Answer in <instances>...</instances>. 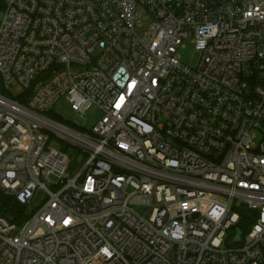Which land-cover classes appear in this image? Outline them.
Returning a JSON list of instances; mask_svg holds the SVG:
<instances>
[{"label": "built area", "instance_id": "2783aa9c", "mask_svg": "<svg viewBox=\"0 0 264 264\" xmlns=\"http://www.w3.org/2000/svg\"><path fill=\"white\" fill-rule=\"evenodd\" d=\"M0 192V264H264V0H6Z\"/></svg>", "mask_w": 264, "mask_h": 264}, {"label": "rangeland", "instance_id": "374dc122", "mask_svg": "<svg viewBox=\"0 0 264 264\" xmlns=\"http://www.w3.org/2000/svg\"><path fill=\"white\" fill-rule=\"evenodd\" d=\"M185 46L179 49L180 58L183 62L188 64H196L199 59V52L196 50L195 45L191 42L189 38L184 41ZM2 84V83H1ZM21 91L20 86H13L12 92L19 93ZM52 110L55 114L63 118L67 123L77 121V112L73 110L70 101L67 96H61L53 105ZM103 111L96 105L91 106L85 116L87 121L81 123L77 121L78 124L84 129L85 132L89 133L93 129L94 125L101 119ZM50 144L57 146L68 153L69 156V173L75 174L79 171L87 158L85 153H82L79 147L70 144L67 141L60 139L56 134H52ZM39 206V201L34 203V207Z\"/></svg>", "mask_w": 264, "mask_h": 264}, {"label": "trees", "instance_id": "16d2710c", "mask_svg": "<svg viewBox=\"0 0 264 264\" xmlns=\"http://www.w3.org/2000/svg\"><path fill=\"white\" fill-rule=\"evenodd\" d=\"M6 7V0H0V12H2ZM6 94L9 95L7 91H4ZM46 115L49 117H52L58 121L67 123L63 118H61L59 115L55 114L54 111L51 109L46 112ZM67 124H71L78 130L84 131V129L76 123L68 122ZM91 132V130H90ZM89 132V133H90ZM34 205L31 204H21L15 196L5 194L3 192H0V215H3L10 219L11 221H16L18 223H23L25 220L28 219V217L31 215L33 211H35ZM251 211L243 210V217H242V223L247 226L253 220H255V217H250Z\"/></svg>", "mask_w": 264, "mask_h": 264}, {"label": "water", "instance_id": "95a60500", "mask_svg": "<svg viewBox=\"0 0 264 264\" xmlns=\"http://www.w3.org/2000/svg\"><path fill=\"white\" fill-rule=\"evenodd\" d=\"M77 118V117H76ZM40 195V192L37 193V196ZM33 204V203H32Z\"/></svg>", "mask_w": 264, "mask_h": 264}]
</instances>
